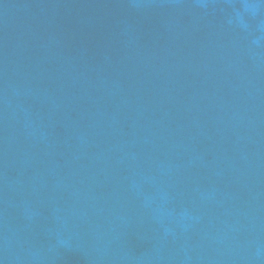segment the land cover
I'll return each mask as SVG.
<instances>
[{
    "label": "water",
    "instance_id": "1",
    "mask_svg": "<svg viewBox=\"0 0 264 264\" xmlns=\"http://www.w3.org/2000/svg\"><path fill=\"white\" fill-rule=\"evenodd\" d=\"M0 264H264V0H0Z\"/></svg>",
    "mask_w": 264,
    "mask_h": 264
}]
</instances>
